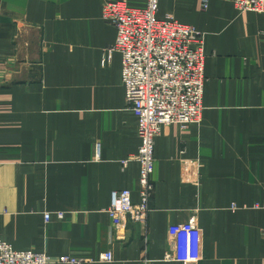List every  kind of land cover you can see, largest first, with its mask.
<instances>
[{"label": "crops", "instance_id": "1", "mask_svg": "<svg viewBox=\"0 0 264 264\" xmlns=\"http://www.w3.org/2000/svg\"><path fill=\"white\" fill-rule=\"evenodd\" d=\"M201 2L156 13L203 36L200 122L161 129L146 227L115 230L111 193L139 202L140 141L103 10L145 2L0 0L1 242L82 264H264V13ZM189 222L197 259H166L170 228Z\"/></svg>", "mask_w": 264, "mask_h": 264}, {"label": "built area", "instance_id": "2", "mask_svg": "<svg viewBox=\"0 0 264 264\" xmlns=\"http://www.w3.org/2000/svg\"><path fill=\"white\" fill-rule=\"evenodd\" d=\"M209 0H202L206 10ZM141 12L105 6L103 19L117 29L114 44L107 49L121 55V81L128 109L137 122L140 144L135 157L140 166L139 202L132 204L128 190L111 193L107 214L112 228H122L127 220L146 227L153 190L151 174L154 140L162 128L173 124L182 129L200 122L204 77L203 36L193 27L156 19L159 0H144ZM240 12L264 13V0H233ZM127 161L123 162V165ZM264 208V205H263ZM61 215L59 214V217ZM48 221V216H44ZM168 260L189 263L197 259V227L194 222L170 228ZM111 262L110 252L102 254ZM82 264L67 256L50 258L44 253L14 251L0 241V264Z\"/></svg>", "mask_w": 264, "mask_h": 264}]
</instances>
